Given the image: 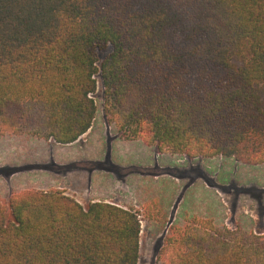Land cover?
Listing matches in <instances>:
<instances>
[{
  "label": "trees",
  "instance_id": "obj_1",
  "mask_svg": "<svg viewBox=\"0 0 264 264\" xmlns=\"http://www.w3.org/2000/svg\"><path fill=\"white\" fill-rule=\"evenodd\" d=\"M98 77L120 138L264 164V0H0V134L77 141ZM139 215L14 191L0 201V264H139ZM155 264H264V232L194 218Z\"/></svg>",
  "mask_w": 264,
  "mask_h": 264
},
{
  "label": "rangeland",
  "instance_id": "obj_2",
  "mask_svg": "<svg viewBox=\"0 0 264 264\" xmlns=\"http://www.w3.org/2000/svg\"><path fill=\"white\" fill-rule=\"evenodd\" d=\"M98 80L95 130L86 141L68 147L53 146L54 158H65V166L57 168L60 169L57 179L50 175L46 177L39 170H30L19 173L20 183H31L28 188L63 189L84 205L92 200L107 199L135 208L141 218L139 264H155L169 230L193 223L194 218L210 219L216 225L224 222L230 226L251 225L256 232L264 230V164H247L222 156L189 158L173 155L178 160L174 181L162 176L155 179L157 169H153V174L142 175L137 184L131 185L130 176L137 173L128 170L136 161L145 158L149 147L141 140H106L104 130L109 137L119 135L104 116L103 90L99 77ZM33 140L26 135L0 134V199L3 202L14 191L25 189L13 188L9 165L18 162L32 169L43 161L41 149L32 147ZM16 159L19 161H14ZM155 162L154 158V165ZM173 184L176 186L175 200ZM138 196L151 201L141 205Z\"/></svg>",
  "mask_w": 264,
  "mask_h": 264
},
{
  "label": "crops",
  "instance_id": "obj_3",
  "mask_svg": "<svg viewBox=\"0 0 264 264\" xmlns=\"http://www.w3.org/2000/svg\"><path fill=\"white\" fill-rule=\"evenodd\" d=\"M95 127H96V125L93 123L92 127L85 134H83L77 141H75L73 143H70V144H58V143L52 142L51 140L45 141V140L39 139V138H37L35 136L26 135L27 138H29V139L33 138L34 139L33 140L34 146H32V147L34 149L39 147L41 149L43 155H44V158H43V161H41L40 163H37V164H39L38 167H33L32 169H30L27 166L23 167L26 164L25 165H22V164L20 165V163H18V162L14 163L13 165H9L10 168H11V171H10V174H9L10 175L9 179H10L11 183L13 184L12 185L13 188L14 189H16L17 187H19V188H24V187L28 188V187L31 186V183H27V182L20 183V178H21V176H19L20 172H26V171H30V170H39V172L45 173L46 177H47V175H50L53 178L57 179L58 178L57 173L60 170V169H57V168H63V166H65V165H63L64 161H65V158L63 156H61V157H58L57 159H55L54 155L52 154L53 146H55V145H58V146L65 145V146L68 147V146H72L74 144H77L80 141H82V142L86 141L88 136L95 130ZM98 128H100V126ZM103 134L106 136V140L107 141H109L111 139H115V138L116 139H122L119 136L109 137L108 133L105 130L103 131ZM126 141H138V140H126ZM28 146H29V144H28ZM146 146L149 147L148 148L149 150L147 151V154L145 155V158L143 160H141V161H136V163L134 165H131L129 170H128L130 172H133V173L136 172L137 173L135 175H131L130 176V180H131L130 184L131 185L132 184H137L138 180L142 177V175L149 176V175L153 174L152 173L153 169L154 170L157 169L156 173L154 174V178L155 179H157V178L162 176V177L167 178L168 180L174 181V179L177 178V175H175V173H174L175 164H176V162H178V160L175 159V156H173L171 154L160 153V152L156 151L154 149V147H151V146H148V145H146ZM29 147H31V146H29ZM154 158L156 159V162H155L156 165H154V163H153V159ZM17 160L19 161V159H16L14 161H17ZM132 163H134V162H132ZM29 165H31V164H29ZM53 165H54V167H53ZM135 165H137V166H135ZM128 178H129V176L127 175V179ZM125 183H126V185H128V182L125 181ZM21 184L23 186H21ZM172 189H173L172 193H174L172 197L175 200L176 186H174V184L172 186ZM168 193H169V188H168ZM138 198H139V202L141 203V205L149 204V202L151 201L150 199H143V198H141L139 196H138ZM103 200L104 201H108L107 199H103ZM0 201H2V200L0 199ZM92 201H96V200H92ZM98 201H101V200H98ZM122 206L127 207L125 205H122ZM220 225H226V226L231 227V228L240 227V228H243V229L248 230V231L256 232L255 229L250 228L251 225L243 226L242 223L237 225V226H232V225L230 226V225H228L227 223L224 222V223H221ZM260 232H264V230L260 231ZM257 233H259V232H257Z\"/></svg>",
  "mask_w": 264,
  "mask_h": 264
}]
</instances>
